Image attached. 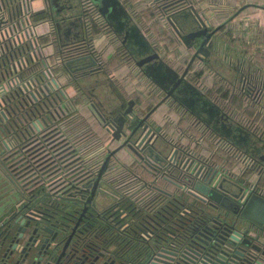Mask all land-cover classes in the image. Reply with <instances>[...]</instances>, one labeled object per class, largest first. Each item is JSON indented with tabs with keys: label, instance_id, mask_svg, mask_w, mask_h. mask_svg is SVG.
<instances>
[{
	"label": "water",
	"instance_id": "obj_1",
	"mask_svg": "<svg viewBox=\"0 0 264 264\" xmlns=\"http://www.w3.org/2000/svg\"><path fill=\"white\" fill-rule=\"evenodd\" d=\"M90 2L121 41L134 64L147 79L165 92V97L141 117L134 109L133 100L126 101V107L120 101L111 104L104 108L103 113L94 110L112 139L120 143L114 149H106L91 181L80 180L70 188L72 191L69 194H86L87 198L83 201V208L86 209L94 197L102 193L103 176L114 154L126 149L146 169L163 176L176 188L174 193L164 192L171 200L162 212L161 219H157L154 214L139 218V209H135L131 201L127 203L110 199L117 212L121 208L123 211L128 210L127 229L131 234L143 236L147 246L142 261L132 264H264V259L257 257V253L264 256V250L260 243L248 235L253 232L258 238H264V189L258 188V182H248L242 176L250 164L256 161L264 167V141L233 123L214 101L184 78L197 54L201 50V53L210 52L215 33L246 6L237 9L215 27L205 22L193 7L167 19L185 44L186 39L193 41L191 45L186 44L187 47L195 48L192 58L179 74L151 47L121 0ZM43 5L49 16L47 24L51 29L54 28L52 32L33 38L32 32L28 30L24 36L21 34L13 39L8 26L4 33H0V156L8 151L11 136L15 135L14 127L18 126L13 119L15 113H40L46 108V102L51 106L66 99L50 69L60 68L61 74L71 79L101 69L92 49L88 54L48 65L47 60L55 55L43 57L38 39L55 33L62 46L79 43L83 39V23L79 0H43ZM73 29L77 32L73 33ZM50 45L48 43L47 46ZM28 72L35 74L24 79ZM168 97L186 107L205 126L246 156L249 159L246 168L237 176L229 175L218 166L200 161L199 157L186 150H171V144L165 142L148 121ZM192 105L197 107L200 114L193 111ZM5 160L0 159V264H6L11 258L16 244L31 223L33 229L24 250H30L27 248L29 243L32 246L42 242L38 254L43 249L48 250V264H85L87 257L84 251H87V247H82L78 236H74L80 219L62 245L64 228L41 225V220L46 218L36 212H39L42 203L36 202L33 197L27 203L18 204L19 190L26 189L24 185L18 186ZM34 200L36 203L31 205ZM80 214H84V209ZM125 217L126 214L116 223ZM253 227L257 230L253 231ZM41 233H48V237L40 241ZM100 255L102 257L103 253ZM97 260L98 256H95L88 264Z\"/></svg>",
	"mask_w": 264,
	"mask_h": 264
},
{
	"label": "crops",
	"instance_id": "obj_2",
	"mask_svg": "<svg viewBox=\"0 0 264 264\" xmlns=\"http://www.w3.org/2000/svg\"><path fill=\"white\" fill-rule=\"evenodd\" d=\"M243 6L257 8L259 11L264 12V3L258 2L257 0H254V2L251 3H246ZM27 8L28 11H31L30 13H32V15L29 16V22L32 25L35 24L36 27L34 33L36 36L40 37L47 33L49 25L46 22L47 19H45V14L43 13L44 15L41 16L39 14V12H42V9H44L43 0H28ZM239 13L234 18H236ZM134 20L135 19L132 18V21L136 22ZM204 21L207 20L204 19ZM260 22L261 19H259V24ZM209 25L211 26L210 23ZM168 26L174 31L169 24ZM72 32L76 33L77 31L76 29H73ZM142 33L144 34V32ZM175 36L177 37L176 34ZM146 38L151 42L147 36ZM254 38L256 39V43L258 41L257 50H259V52L257 53L259 54V61H256L255 58L257 54L255 55L254 53V60L252 61L250 68L251 70L258 69L262 72V70H264V56L261 55L262 52L260 48L264 46V36L261 35L259 29ZM97 39H94L92 45L93 56L96 57L101 64L105 65L113 78L112 81H107L108 78L106 74L101 71L87 76L80 75L77 78L76 83L84 87V92L87 93L85 95L84 92L83 94H80L74 91L75 84L69 76L65 74H58L56 76H58L57 81L60 88L63 90L66 99L69 101V108L72 109L70 111L72 115L70 114L66 117L67 125L64 129V136H66L69 141L77 144V148L79 149L93 147L97 144V147L105 145L111 150L116 148L120 142L112 139L111 134L103 127L94 110L103 113V111H105L103 108H107L111 104H117L120 101L125 106L126 101L133 100L135 103L134 109L136 110L137 115L141 117L147 113L151 107L160 103L162 100H160L161 93L153 87L151 81L140 72L141 70H139L133 62L125 63L122 61V64L113 65L114 60H112V57L116 54L118 55V50L123 47L121 41L114 36V34H100ZM101 40L103 41V44L98 45ZM105 40L107 43H104ZM177 42L178 47H182L185 53H190L186 54L187 58L184 57L179 61L177 60L176 65L171 64L169 60H167L168 58L163 56L160 51L157 48L156 49L163 61L168 63L173 69L180 70L185 66L192 50H187L186 47L180 43L178 38ZM38 43L43 57H48V54L54 52V46H47L48 37L40 39ZM49 62L51 64L54 63V59L49 58ZM38 67V69H40V66ZM247 68L249 67H246L245 70H247ZM34 74L35 73L32 74V72H28L24 79L29 78ZM107 91L110 92V94H113V101L104 98V95H107ZM89 98L92 99V102H89ZM245 99L246 97L242 100L244 104L246 102ZM97 102H100L99 106ZM101 108L103 111L100 110ZM246 108L245 105H243L240 110L238 109V112L241 113V118L246 115L247 110L251 109L255 115L254 118L257 117L258 123L261 119L257 113L256 106L248 107L247 105ZM13 119H15V123L18 125L17 127H14V133L17 134L15 138H17V140L21 138V141L26 140L33 143L35 141L33 139L34 136L40 139L42 136L45 137L48 135V113H46V111H43L42 113L19 111L14 114ZM37 120H41L43 128L38 132L39 134H34L32 125L37 122ZM148 121L149 124L152 125L161 136H163L165 142L171 144V150L176 149V146L180 145L183 148H186V151L189 152V154L199 157L198 159H200V161H204L206 164L211 163L212 165L221 168L222 171H229V173L236 176L245 168V164L240 160L235 162L232 167H229L227 165L229 150L226 149L225 146L216 143L210 136H208L209 134L204 131L201 124L195 123L194 119L185 115L184 111L181 110L172 100L163 101L150 115ZM260 125H262V121L260 122ZM24 136L25 138H23ZM10 140L12 143L13 141H16L14 137ZM36 143L37 142L32 144V146ZM136 160L137 159L128 150L120 149L114 154L112 162H118L124 168L130 169ZM139 173L138 177L142 180L145 186L147 185L146 189L144 188V193H153L156 195L159 191L167 193L176 192V188L170 181L163 176L155 174V172H152L150 169H147L146 171L141 170ZM244 180L255 183L257 181V174L252 173ZM258 184L259 189H264V186H262L264 185V181L261 180ZM109 198L112 197L108 196V199Z\"/></svg>",
	"mask_w": 264,
	"mask_h": 264
},
{
	"label": "flooded vegetation",
	"instance_id": "obj_3",
	"mask_svg": "<svg viewBox=\"0 0 264 264\" xmlns=\"http://www.w3.org/2000/svg\"><path fill=\"white\" fill-rule=\"evenodd\" d=\"M129 15L131 16L130 12ZM224 26H222L212 37V44L209 50L210 52L201 53V51H203L201 50L200 53H198L197 56L194 58L190 67L188 68V71L184 75L185 80L189 81L192 85L196 86L202 93H204L207 96V94L204 91H202L200 87H198V83L194 76L197 70L196 69L197 66L199 67V65H195V64L198 63V64H202L200 65L201 68L202 66H204L214 70V73L217 76H219V78L222 81H225L228 84L232 82L234 88L238 89L240 93L244 92V86L246 82L247 84H249V86L252 85L253 87L257 85V83H261V85H263V88L261 90L260 95L264 96L263 72H261L258 69L251 70L250 67L247 68V70H245V68H242V65H251V63L245 64L244 61H242L241 63L238 61L237 63L238 65H235L236 63H234L233 60H231L228 56H226L227 55L226 51L221 53L222 46L219 44L218 41L219 38L218 33ZM175 34L177 35V38L179 39L180 43H182L187 50H192L189 58L187 59V62L185 63V66L180 70L174 69L176 72L181 74L184 71L190 59L192 58L193 54L195 53V48L187 47L186 45V44L191 45L193 42L192 40L186 39L187 43L185 44L181 36H179L176 32ZM149 43L151 47L155 51H157L155 45L151 42ZM160 58L162 59L161 56ZM226 60L229 62V67L227 66L226 68H223V62L224 61L226 62ZM101 69H99L96 72L101 71L102 73L105 74L103 69L102 70ZM72 79L74 82L77 81V79L74 78ZM107 81L110 80L107 79ZM151 83L153 87L159 93H161L160 100H163V98L165 97V92L162 91L152 81ZM84 94L86 95L87 93L84 92ZM165 100H172L173 102L176 103L177 106L186 109V107H184L182 104H179L177 101H175L170 97H168ZM89 102H92V99L89 98ZM216 104L222 109V111L228 114L229 119L233 123L240 125L245 129L246 126L242 122H240L241 119L237 120L235 116H232L231 112L228 109L224 108L225 106H222L219 103ZM122 106L126 107V104L124 106V104L122 103ZM191 108L192 109L194 108L193 111L196 114H200L198 113L197 107H194L192 105ZM103 109L101 108L100 110L103 111ZM258 114L259 117H261L264 120V113H258ZM260 122L261 121H258L257 127L256 125L253 126L254 128L253 130H247V131L252 133L255 137L261 138L264 141V133H262V131L264 132V125L263 126L260 125ZM199 124H201V126L204 128V131H207V129L211 130L210 128L205 126L201 121L199 122ZM15 136H17V134L12 135L11 138L14 137L16 141H13V143L11 140L9 141V146H10L9 149L8 151L2 153L0 159L6 158L5 161L7 162L8 170L11 171V174L15 178L16 183L18 184V186L24 185L23 188L26 189V190H19L18 194L20 195V201L18 202V204L27 203V201L29 199L32 200L33 197L35 198L36 202L42 203V205L38 208L39 212H36L37 215L46 218V220H41V225L47 228L48 227L54 228L52 226H57L56 229L64 228L65 232H64V240L62 241V245L65 239H67L68 234L71 231V229L74 227L75 223L78 221V219H80L75 228L74 236H78V239L82 247H87V251H84L85 256L87 257L85 264H88L95 256H98V260L94 261L93 264H110L111 262H113L112 264H119V262L120 263L123 262L124 264H132L128 256L129 254L128 248L125 247L126 245L125 237L129 236V230L127 229L129 222L127 221V219L130 214H128L127 212L128 210L123 211V208H121V211L119 210L117 212L116 209L113 207L110 198L108 199V196L105 195L104 193L98 194L96 197H94L92 202L89 205H87L85 209L83 208V201H85L87 198L86 194L81 193L79 195H71L69 194L70 191L63 192L62 190L56 191L50 189L48 187V180L46 179L47 176V173L45 171L46 167L41 165L40 163L33 161L30 158L31 148L30 145H28V142L26 140H23L25 136L22 138L23 141H21V138L17 140ZM211 138L216 143L221 144L225 147L226 146L229 147L230 149L229 152H231L232 157H234L237 161L239 160L238 154L240 152H238L234 146L227 143L221 137L219 138L211 137ZM227 147L226 149H228ZM176 149L186 150V148H183L180 145L176 146ZM253 167H255L253 173L257 174L256 182L259 183V181H261V179L264 178V167H262V164L257 161L252 164L251 168ZM223 172H227V174L233 175L229 173V171L223 170ZM262 193H264V191H262ZM76 199L78 200V202H76ZM35 200L31 201L30 204L33 205V203H36ZM37 205L39 204H35L34 206ZM83 209H84V214L82 215L80 213L83 212ZM119 213H121L120 216L115 218V216L118 215ZM125 214L127 215V217L123 218V220H121L117 224L116 223L117 219L119 218L121 219V217H124ZM139 214L142 215V213ZM141 215L139 216V218L142 217ZM154 215H156L155 217H157V219H161L162 217V213H159V215H157V213L156 214L154 213ZM102 222L103 224H101ZM32 229L33 226L31 223V225H29L28 228L26 229L23 238L19 239L18 243L16 244L13 250V254L11 258L8 261H6V264H48V254H47L48 250L45 251L43 249L38 254V250L42 242H40L39 244H33L32 246L29 243L27 245V248H29L30 250L28 249L27 251L24 250L26 247V243H28V237L31 235ZM252 229L253 231L257 230L255 227H253ZM250 234L249 235L250 237H252V239L257 238V235H255L253 232H250ZM45 237H48V233H41L39 237L40 241ZM139 238L143 240V236L139 235ZM121 243H123V246L120 245ZM101 253H103L102 257L100 255ZM35 257L40 258V260L36 259ZM34 258L36 260L33 262ZM52 261L53 259L51 260V263Z\"/></svg>",
	"mask_w": 264,
	"mask_h": 264
},
{
	"label": "built area",
	"instance_id": "obj_4",
	"mask_svg": "<svg viewBox=\"0 0 264 264\" xmlns=\"http://www.w3.org/2000/svg\"><path fill=\"white\" fill-rule=\"evenodd\" d=\"M27 1L0 0V33H4L6 27L9 26L13 39L19 37L21 34L24 36V33L28 32V30L32 32L33 38H39L34 33L35 24L32 25L29 22V16L32 13L28 11ZM79 5L81 12L84 14V16H81L84 35L88 39L92 38L93 22L99 23L103 19L90 0H79ZM53 30L54 28L51 29L49 27L48 31L52 32ZM28 39H31V37H28ZM262 88L263 85L261 83H257L253 87L252 85L249 86L246 82L244 86V92L250 97V99L246 97V104H255L257 113H264V96L260 95ZM71 110L67 99L57 101V103L51 106L46 102V108L43 111L48 113V135L42 136L40 139L34 136L33 139L35 141L33 143L27 141L31 148L30 158L46 167L48 187L56 191L62 190L63 192L72 191L70 188L82 179L87 182L91 181V178L100 166V155L104 152V148L102 146L97 147V144L93 147L79 149L77 148V144L69 141L64 136L62 127L67 125L66 117L70 114L72 115L70 113ZM260 119L262 118L260 117ZM243 121L246 122L245 119ZM32 128L34 134H39L38 132L43 128V123L41 120H37L32 125ZM262 133L264 132L262 131ZM35 142L37 143L32 146ZM227 148L230 150L229 147ZM238 158L245 164L246 168V163L249 159L241 153L238 154ZM126 171L127 169L118 162L111 161L103 176L101 191L114 200L127 198L131 203H134L135 207H140L153 197L154 194L144 193L147 185H144L138 175H126ZM117 176L119 177L118 179H116ZM253 241L260 243L259 245L264 250V238L257 237ZM257 257L261 260L264 259V256L260 253H257Z\"/></svg>",
	"mask_w": 264,
	"mask_h": 264
},
{
	"label": "rangeland",
	"instance_id": "obj_5",
	"mask_svg": "<svg viewBox=\"0 0 264 264\" xmlns=\"http://www.w3.org/2000/svg\"><path fill=\"white\" fill-rule=\"evenodd\" d=\"M129 1L127 8L131 11L130 14L134 17L136 23L148 39L163 56L168 58L167 60H169L171 64L176 65L177 60L179 61L184 57L187 58L186 54H189L190 52L185 53L182 47H178L177 37L175 36L174 31L158 14L152 0ZM257 1L264 3V0ZM189 2L191 7L197 11L202 19L207 20L212 27H215V25L222 23L229 18L244 4L254 2V0H189ZM259 19H261L260 24ZM257 28L260 30L261 35L264 36V12L259 11L257 8H244L236 18L229 21L219 31L220 34L218 41L222 46L221 53L226 51L227 55L224 54L233 60L234 63H236L235 65H238V61L240 63L244 61L245 64L252 63L256 54L255 59L256 61H259V54L257 53L259 52V50H257L258 41L256 43V39L254 38L258 33ZM95 38L97 39L98 35L93 37V40L91 41L92 45ZM104 43H107L106 40ZM102 44L103 41L101 40L98 45ZM260 49L262 52L261 55L264 56V46ZM51 54H53V52L48 55ZM112 60H114L113 65L122 64L123 61L117 54L112 57ZM227 60L226 62H223V68H226L227 66L229 67V62ZM48 65H53V63L51 64L49 62V59ZM195 65H199V67L197 66L196 68L197 70L194 76L198 83V87H200L202 91L214 98L222 106H225L224 108L228 109L232 116H235L237 120L241 119L240 122L245 126H248L249 129L253 130L254 124L256 127L258 126L257 119L254 118L255 115L251 109L247 110L246 115L242 116V118L241 113L238 112V109L240 110L241 107L246 104L242 102L243 98L247 97L250 99L245 92L240 93L238 89L234 88L232 82L228 84L225 81H222L219 76L214 73V70L204 66L201 68L200 65L202 64L196 63ZM250 66L251 65H242V68ZM50 72H52V75H55L54 77L58 80V76L56 75L59 73H54L51 69ZM262 72L264 74V70H262ZM232 94H234L233 99H231ZM112 97L113 94H110L108 91L107 95H104L105 99H111L113 101L114 99ZM244 119L248 123L244 122ZM260 121H262V125H264V120L261 119ZM228 153V158L234 163L237 162V160L232 157L231 152Z\"/></svg>",
	"mask_w": 264,
	"mask_h": 264
},
{
	"label": "trees",
	"instance_id": "obj_6",
	"mask_svg": "<svg viewBox=\"0 0 264 264\" xmlns=\"http://www.w3.org/2000/svg\"><path fill=\"white\" fill-rule=\"evenodd\" d=\"M122 1H123L122 3L125 6V8L127 10H129L127 8V5L129 4L130 1L129 0H122ZM152 2L154 3V6H155L158 14L165 20V22L167 24H169V22L167 20L168 18H171L180 12H184V11L190 9V7H191L189 0H152ZM79 7H80V5H79ZM129 12H130V10H129ZM43 13L45 14V19L48 18V20H49V16L47 17L45 11L39 12L40 16L44 15ZM80 13H81V16L82 15L84 16V14H83V12H81V10H80ZM132 18H134V17L132 16ZM134 23L136 25H138L136 22H134ZM138 27H139V25H138ZM140 30H141V28H140ZM100 34H109V35L113 34L111 28L104 21V19L102 20V22H99V23L93 22V24H92V38H89V39L86 38V36L84 35V32H83V39L79 43H74V44L62 46L61 41L55 35V33H51L50 36H46V37H48V43H51L54 46L53 54L55 56L53 57V59H54L53 64H56V63H59L61 61H65V60H68V59H71L74 57H78V56L88 54L90 52V50L92 49L91 41L93 40V37H96L97 35H100ZM42 38H44V37H41L40 39H42ZM118 56L125 63L133 62L131 56L127 53V51L123 47L118 50ZM101 68L105 72L107 78L110 81H112L113 78L111 77V74L107 70L105 65L101 64ZM51 71L57 72L59 74H61V72H62L60 68H53V69H51ZM71 80L75 84L74 91L77 93L83 94V92L85 91L84 87L77 84L76 82H74L73 79H71ZM68 87H69V85H68ZM68 87H66V88H68ZM207 96L212 101H214L215 103H218L214 98H212L208 94H207ZM233 96H234V94H232L231 99H233ZM245 106H247V104H245ZM254 106H255V104H249L248 105V107H254ZM180 109L184 111L185 115L191 117V119H194L195 123L199 124L200 121L198 119H196V117L192 113H190L186 109H183L182 107H180ZM256 119H257V117H256ZM64 127H65V125L62 127L63 131L65 129ZM247 128H248V126H246L245 129L251 130V129H249V128L247 129ZM206 132H208L210 137L219 138V136L213 130L207 129ZM102 147L104 148V152L100 155L101 159L104 156V153L107 149V147L105 145H102ZM227 160H228L227 165L229 167H232L234 162L232 160H230L229 158H227ZM141 170L146 171L147 169L141 164L140 161L136 160L134 162V165L132 167H130V169H127L126 175H131V174L138 175V174H140L139 172ZM254 170H255V167L246 169L245 173L243 174V179L248 178V176H250ZM118 178L119 177L117 176L116 179H118ZM261 180L264 181V178ZM262 186H264V185H262ZM170 200H171V198L168 195H166L164 192L159 191L158 193H156V195H154L149 200H147L142 206L136 207L135 209H139V212L142 213V215H141L142 217H145L147 214L153 215L154 213L155 214L156 213H162V212H164V210L166 209V207L170 203ZM122 201L130 203L129 199H127V198L122 199ZM132 206H134V203H132ZM101 224H103V222ZM129 234L131 237L130 236H128V237L124 236V237L126 239L125 247L128 248V253H129L128 256L130 258V262L140 263L145 256L147 246L145 244V241L141 240L139 238V236H137L136 234L135 235L131 234L130 231H129ZM120 245L123 246V243H121Z\"/></svg>",
	"mask_w": 264,
	"mask_h": 264
}]
</instances>
